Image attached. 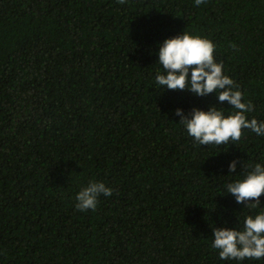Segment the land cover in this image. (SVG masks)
Returning <instances> with one entry per match:
<instances>
[{"label": "trees", "instance_id": "obj_1", "mask_svg": "<svg viewBox=\"0 0 264 264\" xmlns=\"http://www.w3.org/2000/svg\"><path fill=\"white\" fill-rule=\"evenodd\" d=\"M182 34L213 43L264 122V0H0V264H264L212 248L213 228L264 211L227 192L264 166V136L187 134L193 109L236 110L156 83L160 45ZM90 182L113 194L77 211Z\"/></svg>", "mask_w": 264, "mask_h": 264}, {"label": "clouds", "instance_id": "obj_2", "mask_svg": "<svg viewBox=\"0 0 264 264\" xmlns=\"http://www.w3.org/2000/svg\"><path fill=\"white\" fill-rule=\"evenodd\" d=\"M124 4L125 0H117ZM204 0H195L199 6ZM214 45L207 39L182 34L165 39L159 47L157 56L163 74L157 73L156 83L171 91L188 90L197 97L218 93V102H227L236 111L225 117L215 107L207 112L193 109L191 118L182 117L180 122L187 134L199 145H222L239 141L242 129H250L257 136H264V122L248 120L245 113L253 110V104L242 103V93L233 91L234 81L223 74V65L218 64L213 56ZM177 116H181L179 110ZM229 172H236V161L229 164ZM227 192L235 197L237 204L256 208L260 206L259 197L264 195V166L257 163L242 180L227 184ZM103 194L110 197L113 190L102 182H90L75 196L77 211L95 210L98 197ZM254 201L253 203H249ZM242 231L236 229H212V248L218 250L220 260L243 261L264 258V211L249 215L244 219Z\"/></svg>", "mask_w": 264, "mask_h": 264}]
</instances>
